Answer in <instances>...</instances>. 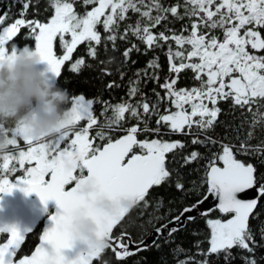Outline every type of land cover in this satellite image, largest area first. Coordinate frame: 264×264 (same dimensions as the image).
Instances as JSON below:
<instances>
[{
    "label": "snow or ice",
    "instance_id": "obj_1",
    "mask_svg": "<svg viewBox=\"0 0 264 264\" xmlns=\"http://www.w3.org/2000/svg\"><path fill=\"white\" fill-rule=\"evenodd\" d=\"M14 3L21 5L18 14L12 13V3L0 10V63L13 60L20 49L32 50L58 81L62 67L84 45L85 54L71 62L70 71L79 73L92 68L89 60L98 61L107 65L101 69L103 75L115 71L123 80L124 69L137 63L133 54L153 55L128 78L126 98L118 103L68 95L65 119L48 137L34 140L22 121L11 128L0 122V193L22 186L25 194L35 193L42 203L54 200L57 206L51 227L43 231L30 255H19L28 230L0 226V237L6 234L0 239V264H93L101 253L92 247H83L74 259L64 255L75 241L71 225L77 216L95 224L96 237L104 242L102 253L110 249L117 261L149 247L169 246L175 264H209L210 256L221 254L229 264L236 258L234 250L243 264H260L264 219L257 209L264 201V138L251 141L257 139L258 129L264 130V0H83L84 5H94L83 13L76 10V0H50L52 14L43 21L28 18L32 0ZM185 20L179 29L174 27ZM24 29L34 40V49L17 46ZM121 43L127 45L123 51ZM101 46L105 55L112 53L107 60L99 59ZM160 53L168 63L163 76ZM188 71L194 86L181 88V74ZM149 83L154 85V100L145 91ZM107 87L120 85L113 81ZM220 102L251 115L250 121L245 118L234 128L238 143L211 135L222 112ZM96 103L103 105L99 116ZM173 135L191 137L190 145L207 147L210 155L204 157L195 149L186 152L189 143L171 139ZM21 139L26 150L18 143ZM201 159H207L202 198L176 207L170 201L164 212L163 197L157 198L147 217L154 228L148 239L114 231L134 208L142 207L144 217L153 207L148 197L154 189L167 185L187 191L182 169ZM20 171L23 175L13 182L10 177ZM85 186L91 190L83 191ZM249 191L256 195L243 198L241 194ZM98 197L112 204L111 214L94 206ZM210 198L216 203L201 211ZM216 211L217 218L206 219L207 250L201 240L194 244L195 254L176 243L177 234L196 219L192 213L208 217Z\"/></svg>",
    "mask_w": 264,
    "mask_h": 264
},
{
    "label": "trees",
    "instance_id": "obj_2",
    "mask_svg": "<svg viewBox=\"0 0 264 264\" xmlns=\"http://www.w3.org/2000/svg\"><path fill=\"white\" fill-rule=\"evenodd\" d=\"M81 1V0H80ZM168 2H174V0H168ZM76 10L80 13H83L85 7L81 6L80 3L76 2ZM47 9V11H46ZM29 14L37 16L41 19L49 17L52 14V9L50 8V0H32L31 7L29 9ZM131 15V14H130ZM135 17L133 16V19ZM187 21H176L174 27L179 29L183 23ZM99 27V26H98ZM103 35V29H99ZM127 45L121 43L120 48L123 51V48ZM85 54V46L81 45L78 47V50L74 53L73 61L79 56ZM112 55L111 51L107 55L103 52V47L101 46L99 50V59L107 60L108 57ZM152 53L148 55H138L133 54L132 59L136 60L135 65H130L127 69H124L127 73L123 80L120 79L119 75L115 73V64L110 67L113 68V75H103L101 69L107 65H101L98 61L89 60L93 65L92 68H84L79 73H73L70 71L71 62H66L62 67V75L58 78V81L55 84H58L61 88L66 89L68 95L84 94L86 98H100L101 100L109 101L112 104L118 103L122 97L126 98L128 78L133 77L134 72L138 68H143L146 62L152 58ZM160 63L162 64V73L161 75H166L168 72V63L166 57L160 53ZM192 73L188 71L186 74H181V79L179 80V87H192L194 86V81L191 79ZM115 81L116 84H119L120 87H113L109 89L107 86L110 82ZM162 82V81H161ZM153 84L149 83L145 88V91L152 96L154 100L155 97L151 93ZM160 91V89H157ZM222 112L218 117V122L215 126L214 132L211 133L213 138H219L224 140L225 143L229 141L233 143H238L235 140L234 128L241 123L242 120L247 118L251 120V115L246 111L244 115L241 114L240 109H235L234 111L231 108L230 102H220L218 105ZM66 107V106H64ZM103 105L96 103L94 104L95 114L99 116ZM111 115V112L108 113ZM102 119V117H101ZM83 123V122H82ZM154 126V121H153ZM248 129L246 124L243 131L240 133L243 136ZM121 133H116L119 136ZM227 136V139L225 137ZM257 139L251 141V143H257L259 138H264V130L258 129L256 132ZM168 137H165L167 139ZM171 139H182L189 143V147L186 152H191L192 150H198L203 154L204 157L210 155L209 149L203 146H192L190 145L191 137H183L179 135H173ZM212 152L217 151L216 147L211 148ZM245 159V157H241ZM253 162H256L255 158L249 157ZM207 164V159H201L199 162H193L192 164L186 166L182 169V172L185 175L186 189L187 191L180 192L177 191L174 187L163 186L159 189H154L148 197V200L153 202V207H149L146 210V214L141 218V213H145V210L140 207L138 209L134 208L129 215L126 216L124 221L117 229L114 231L119 233V231L127 230L131 233L134 239H140L142 236L145 238L149 232L154 230L153 227L149 226L147 223L148 215L153 214L154 212V202L157 198L163 197L164 208L161 209V212H164L169 207V202L172 201V207H176L178 204H192L196 202L197 199L202 198V194L206 192V186H201V181L204 176V167ZM70 186V185H69ZM258 212L261 213L260 219H264V201L260 202ZM220 214L218 211L210 212L208 217L201 216L198 214L196 219L192 222H189L185 229L177 234L176 243L180 244L182 247L189 249V254H195L197 251L194 247L196 240L204 241L202 248L207 250L208 244L206 242V236L209 232L206 224L207 218H217ZM253 224H256V221H253ZM40 227L35 228L30 234L26 235L25 242L22 245V249L19 255H28L35 247L38 242V237L40 234ZM196 233V235H193ZM259 238V237H257ZM174 247V245H173ZM234 255L236 258L231 260L229 264H243L240 254L234 250ZM258 258L264 257V249H260L257 253ZM181 259L184 258L182 255ZM197 259H203V257L198 256ZM167 261V264H175L173 256L170 254V247L165 246L161 250H157L154 247H149L148 250L141 251L135 255L127 257L124 261H117L114 253L111 250H105L104 253L93 260V264H162L163 261ZM209 264H226L223 254L219 257L212 255L209 257ZM260 264H264V260L260 261Z\"/></svg>",
    "mask_w": 264,
    "mask_h": 264
},
{
    "label": "clouds",
    "instance_id": "obj_3",
    "mask_svg": "<svg viewBox=\"0 0 264 264\" xmlns=\"http://www.w3.org/2000/svg\"><path fill=\"white\" fill-rule=\"evenodd\" d=\"M40 63L32 50L23 49L13 60L0 63V122L16 124L22 121L27 134L34 140L54 133L65 119L64 106L69 103L67 90L46 81ZM37 109L43 115L37 116ZM90 190L89 186L83 189ZM94 206L106 215L113 211L108 201L98 200ZM71 230L75 241L103 252L104 242L97 239L96 226L90 219L77 216Z\"/></svg>",
    "mask_w": 264,
    "mask_h": 264
},
{
    "label": "water",
    "instance_id": "obj_4",
    "mask_svg": "<svg viewBox=\"0 0 264 264\" xmlns=\"http://www.w3.org/2000/svg\"><path fill=\"white\" fill-rule=\"evenodd\" d=\"M0 10H5V7H1ZM73 186L74 184L66 187L70 189ZM241 195L243 198H252L256 194L249 191L246 196H244V194ZM98 200L108 201L102 197H98L96 201ZM215 203L216 201L214 198H210L200 206L201 211L212 208ZM50 206H53V210L45 219V223L38 237V242L35 245V247H37L40 243L39 238L43 231L47 227H51L50 217L57 211V206L54 200H49L46 203H42L35 193L25 194L22 190H20V188H14L8 196L0 199V226H15L21 232L28 230L27 234H29L42 218V216L47 212ZM198 214L200 213H192V215L195 217ZM153 231L154 230L151 232ZM145 239H148V235L145 237ZM83 247L84 246L79 241H74L72 248L64 250V255L68 259H74L78 251H80ZM34 249L32 251H34ZM31 252L28 255H30Z\"/></svg>",
    "mask_w": 264,
    "mask_h": 264
},
{
    "label": "flooded vegetation",
    "instance_id": "obj_5",
    "mask_svg": "<svg viewBox=\"0 0 264 264\" xmlns=\"http://www.w3.org/2000/svg\"><path fill=\"white\" fill-rule=\"evenodd\" d=\"M76 2L80 3L81 6H83V8H84V7L86 8V9H84L83 12H85V11H87V10H91V8L94 6V5H84V4H83V0H81V1H80V0H76ZM10 3L13 4V7H12V13H13L14 15L18 14L19 11H20V9H21V5H20V4H16V3H14V0H0V8H1V7H5V10H7V5L10 4ZM29 9H30V8H29ZM49 17H50V16H49ZM28 18H29V19L36 18V19H40V20L43 21V20H46L48 17H45V18L41 19V18H39V17H37V16H34V15L29 14V10H28ZM16 44H17L18 47H23L24 45H28V46L31 47V48L34 47V40H33L31 37L28 36V31H27V29H24V30L21 31V33L19 34V36L16 38ZM57 51L59 52V49H57ZM56 82H57V80L54 79V78H52V80H51L49 83H52V84L55 85ZM65 106H66L65 109L69 108V107H70V103L66 104ZM81 123H82V122H81ZM4 124H5L6 127H9V128L15 126V124L12 123V122H4ZM18 142H19V144H20L21 147H22V146H26V145L24 144V142L22 141V139L19 140ZM9 151H15V150L9 148ZM17 175H23V172L20 171V172H18V173L13 174V175L10 177V178L13 180V182H14L15 177H16ZM20 187H22V186H18L16 189H19ZM8 195H9V194H2V193H0V199L6 197V196H8ZM52 210H53V206H50L49 209L47 210V212L42 216V218L39 220V222H38V223L36 224V226L33 228V230H34L35 228H38L39 225H41V227H40V232H41L42 227H43V225H44V223H45V219H46V217L52 212ZM33 230H32V231H33ZM32 231H31V232H32ZM31 232H30V233H31ZM30 233H29V234H30ZM27 235H28V234H27ZM0 239H6V234H4L3 237H0ZM24 242H25V241H24ZM23 255H24V254H23ZM23 255H21V256H23Z\"/></svg>",
    "mask_w": 264,
    "mask_h": 264
},
{
    "label": "rangeland",
    "instance_id": "obj_6",
    "mask_svg": "<svg viewBox=\"0 0 264 264\" xmlns=\"http://www.w3.org/2000/svg\"><path fill=\"white\" fill-rule=\"evenodd\" d=\"M33 49H34V47H33ZM39 68L44 73V75L49 78L48 82H50L52 80V74L47 71V65L45 63L41 62L40 65H39ZM36 115L37 116H41V115H43V112L40 111L39 109H37ZM26 147L27 146H22V148H24L25 150H26Z\"/></svg>",
    "mask_w": 264,
    "mask_h": 264
}]
</instances>
